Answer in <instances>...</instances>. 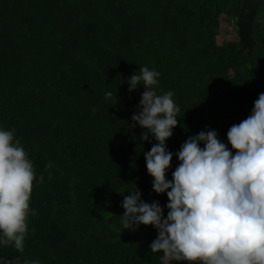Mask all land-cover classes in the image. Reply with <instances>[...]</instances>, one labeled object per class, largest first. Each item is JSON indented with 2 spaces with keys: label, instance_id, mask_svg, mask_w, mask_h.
<instances>
[{
  "label": "trees",
  "instance_id": "16d2710c",
  "mask_svg": "<svg viewBox=\"0 0 264 264\" xmlns=\"http://www.w3.org/2000/svg\"><path fill=\"white\" fill-rule=\"evenodd\" d=\"M243 0H0V126L15 129L37 176L23 252L6 261L40 264H163L150 251L151 226L124 230L125 196L158 202L144 154L156 143L132 124L143 86L139 68L160 73L157 92L174 93L178 123L166 148L175 153L201 131L227 144L264 93V4L253 27L254 51L235 38L218 43L224 21ZM111 92L112 99L105 93ZM116 96V100H115ZM49 165H51L49 167ZM141 233L154 237L143 242Z\"/></svg>",
  "mask_w": 264,
  "mask_h": 264
},
{
  "label": "clouds",
  "instance_id": "9594fccd",
  "mask_svg": "<svg viewBox=\"0 0 264 264\" xmlns=\"http://www.w3.org/2000/svg\"><path fill=\"white\" fill-rule=\"evenodd\" d=\"M159 76L141 67L128 78L129 92L144 88L129 127L145 130L142 141L149 135L156 141L144 159L152 191L167 196V216L158 202L145 203L134 187L121 204L123 229L154 228L150 251L162 254L163 264H264V93L251 114L230 127L227 144L212 130L187 139L175 153L178 166L168 180L173 153L165 142L177 126L180 108L172 91L158 94ZM105 96L112 99L113 94ZM42 181L15 129L0 126V249L23 252L29 217L35 215L33 184ZM0 264H20V259L0 257Z\"/></svg>",
  "mask_w": 264,
  "mask_h": 264
},
{
  "label": "water",
  "instance_id": "95a60500",
  "mask_svg": "<svg viewBox=\"0 0 264 264\" xmlns=\"http://www.w3.org/2000/svg\"><path fill=\"white\" fill-rule=\"evenodd\" d=\"M264 4V0H243L237 18V36L241 44V52L250 55L255 47L253 27L256 17Z\"/></svg>",
  "mask_w": 264,
  "mask_h": 264
},
{
  "label": "rangeland",
  "instance_id": "374dc122",
  "mask_svg": "<svg viewBox=\"0 0 264 264\" xmlns=\"http://www.w3.org/2000/svg\"><path fill=\"white\" fill-rule=\"evenodd\" d=\"M224 27H222V31L218 36V43L223 41H229L235 38V33L237 32V27H235L234 22L232 20L224 21ZM154 235L152 233H141L140 238L143 242L152 239Z\"/></svg>",
  "mask_w": 264,
  "mask_h": 264
}]
</instances>
